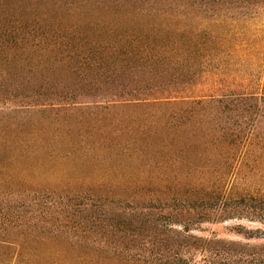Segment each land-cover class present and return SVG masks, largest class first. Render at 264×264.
I'll return each mask as SVG.
<instances>
[{"label": "trees", "instance_id": "obj_1", "mask_svg": "<svg viewBox=\"0 0 264 264\" xmlns=\"http://www.w3.org/2000/svg\"><path fill=\"white\" fill-rule=\"evenodd\" d=\"M191 2L80 1L77 10L106 9L120 20H111L109 26L96 23V37L80 43V48L71 44L66 47L76 49L74 56H84L83 67L97 63L108 72H116L79 76L60 73L59 82L90 87L98 80L118 85L129 82L137 88L39 90L32 96L49 109L55 107L54 102L68 101V95L87 97L90 103L97 99L112 104L111 110L119 111L112 122L116 134L109 140L101 137L98 149L128 157L136 164L132 172L135 178L127 192L130 202L100 198L101 207H83L82 220L66 212L64 218L72 216L75 223L77 219L86 222V233H98L101 239L116 245L94 257L82 253V263L264 264V245L204 241L188 235L215 217L264 224V192L255 188L250 192L248 183L259 180L262 184L264 179V93L202 99L181 96L201 78V64L196 60L204 59L207 46V32L200 30L192 36L186 25L176 22V16L187 18ZM100 33L111 40L99 39ZM32 50L34 55L67 67L66 58L55 45L49 50ZM41 78L51 76L34 75L25 82L31 86ZM94 120L99 124L105 121L101 116ZM106 204L111 205L107 214L103 212ZM77 208L79 204L73 208L74 213ZM244 239L251 241L254 237Z\"/></svg>", "mask_w": 264, "mask_h": 264}, {"label": "rangeland", "instance_id": "obj_2", "mask_svg": "<svg viewBox=\"0 0 264 264\" xmlns=\"http://www.w3.org/2000/svg\"><path fill=\"white\" fill-rule=\"evenodd\" d=\"M80 1L88 0H0V264H89L88 260L81 262L82 253L94 257L116 245L98 233H86V222L77 219L81 224L76 226L74 218L85 217L81 212L85 205L101 207L100 198L131 201L127 192L136 164L128 157L98 149L101 137L109 140L115 136L112 122L119 111L97 99L90 103L87 97L68 95V101L54 102L53 109L32 99L39 90L137 88L129 82L100 83L97 78L92 87L59 82L60 73L116 72L97 63L85 68L84 56H74L76 49L66 47L80 48V43L96 37L94 24L109 26L111 20H120L106 9L77 10ZM191 1L187 18L176 16V22L186 25L192 36L200 30L207 32V46L204 59L196 60L201 64V78L190 93L181 96L263 94L264 0H203L204 5ZM70 8L73 10H66ZM98 37L111 40L107 34ZM54 45L66 58L67 67L34 55L32 50H49ZM34 75L51 78L29 86L25 81ZM100 116L105 119L102 124L92 121ZM261 182H248L250 192L254 188L264 192V179ZM76 204L79 208L74 213ZM110 208V204L104 205L103 212L107 214ZM68 211L76 216L64 218ZM220 218L210 219L188 235L204 241L264 245V239H258L264 236V224Z\"/></svg>", "mask_w": 264, "mask_h": 264}]
</instances>
